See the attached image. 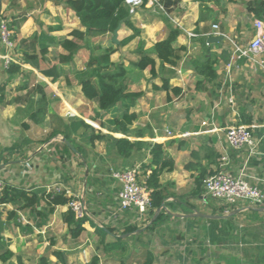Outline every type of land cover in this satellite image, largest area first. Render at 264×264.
I'll list each match as a JSON object with an SVG mask.
<instances>
[{"label":"crops","instance_id":"crops-1","mask_svg":"<svg viewBox=\"0 0 264 264\" xmlns=\"http://www.w3.org/2000/svg\"><path fill=\"white\" fill-rule=\"evenodd\" d=\"M261 2L253 12L244 0H206L203 5L180 0L166 14L149 1L137 8L131 20L140 33L111 56L124 64L126 93L134 98L129 113L135 118L124 132L111 122L121 107L102 110L71 78L72 71L85 68L88 47L80 48L72 63L61 64L56 81L42 72L65 53L51 44L41 54L42 37L85 30L66 0H2L0 22H7L14 39L7 46L0 35V178L6 186L38 192L39 203L37 210L21 208L19 200L0 204V255L14 252L0 264H41L44 255L55 262L57 253L67 264H89L94 257L96 264H264V206L249 201L228 205L207 197L204 188V179L228 155L229 171L264 190V72L245 58L234 65L231 42L238 35L251 40L254 19L264 21ZM163 17L181 30L174 45L185 48L179 50L177 66L160 67L153 52L168 35ZM215 23L230 39L209 40L219 36ZM52 26L59 28L48 29ZM132 33L122 24L119 43ZM112 38L113 33L100 40L109 45ZM143 52L156 59L157 76L134 65ZM208 55L215 59L213 80L195 69V62ZM76 119L90 127L70 130L67 139V124ZM234 123L250 127L259 142L257 153L229 147L226 129ZM53 131L58 134L49 137ZM118 139L129 142L125 154ZM153 144L162 145L163 160H173L159 176L167 197L153 212L123 210L122 185L113 173L139 166L146 182L159 166L153 162ZM57 188L86 204V220L76 237L77 226L64 219L68 204L49 212L44 195Z\"/></svg>","mask_w":264,"mask_h":264},{"label":"trees","instance_id":"trees-1","mask_svg":"<svg viewBox=\"0 0 264 264\" xmlns=\"http://www.w3.org/2000/svg\"><path fill=\"white\" fill-rule=\"evenodd\" d=\"M146 1L147 0H145V2ZM179 1L180 0H160L159 3H161L164 7L163 14L170 12L172 7L176 6ZM197 1H200L203 5L206 0ZM261 3L264 4V2ZM66 4L76 12L77 17L80 19L85 30L73 29L68 36H49L48 40H45V37H42L43 40L41 41L43 42L44 47L40 50L41 54H46L51 44L61 46L65 50V53L59 54L57 62L49 68L42 70V72L56 81L62 75L61 64L72 63L78 50L85 46L88 47L91 50V55L85 68L72 71L71 78L72 80H76L81 85L84 96L89 100H96L102 110L109 111L114 108L118 109V106H120L121 109L119 110H121L122 113L120 115L116 114L111 122L115 124L118 129L125 132L127 126L131 124L135 118L134 114L129 113L131 106L134 104V98H132V94L126 93L124 80L127 75V70L124 64L120 62H113L111 56L140 33V30L132 23L130 8L126 4L125 0H66ZM163 18L167 25L168 35L165 39L158 41L154 45L153 52L160 60V67H165L166 64H169L170 66H177L181 60L179 50H184L185 48H177L174 45L176 39L181 34V30L172 25L166 17ZM121 22L124 26L131 28L133 33L122 39L117 45L112 41H110L109 45H104L100 39L107 34H112ZM15 25L16 24H14L13 27L14 30ZM58 28V26H52L48 29L57 30ZM41 36L39 35V38ZM13 39L14 35L12 33L11 40ZM203 40L206 42L205 38ZM26 55L29 56L28 54ZM195 63V69L197 72L205 76L206 79L213 80L216 78L217 74L213 68L215 59H213L211 55H208L206 60L196 61ZM134 65L139 70L149 69L152 77L157 76V61L150 53L143 52L140 59ZM8 72L12 73L13 71L9 69ZM67 80H70L69 76L67 77ZM168 85L169 81L164 80L163 87L168 88ZM1 98L2 97H0V102ZM74 125H77V127ZM79 127L89 128L90 125L82 119H76L72 125L67 124L65 137L69 139L70 130L73 131ZM57 134L58 131H53L50 133L49 137ZM104 136L105 135L101 134L96 137L100 138ZM117 142L121 152L125 154V146L128 145L129 142L126 139H118ZM64 145L68 148L66 143ZM151 153L153 162L159 165L151 171L146 180V184L150 189L152 199L151 210L153 212L155 209L161 207L167 197V194L164 193L160 184L159 176L165 167L169 166V168H172L173 160H163L164 154L162 145L160 144H153ZM187 166L190 167L188 164ZM200 177L204 178L205 173H200ZM44 196L49 206V212H53L55 207L58 205L68 204L71 199V197H68L66 192L63 190L60 192L51 191L45 193ZM17 200L22 201L20 206L21 208H32L37 210L36 205L39 203V195L38 192L28 194L26 191L6 186L2 196L0 197V204L8 202L15 203ZM64 219L67 223H69V225L77 226V231L74 230L72 232L73 236L76 237L80 234L82 224L86 220V217L77 219L74 212L71 209H68V211L64 214ZM57 255L58 260L55 262H52L46 255L42 256L41 264H67L59 253H57ZM13 256L14 252L7 249L0 255V258L3 262H7L13 258ZM96 262L97 258L94 257L89 264H96ZM121 264L126 263L123 262ZM144 264H152V262L150 260H146Z\"/></svg>","mask_w":264,"mask_h":264},{"label":"built area","instance_id":"built-area-1","mask_svg":"<svg viewBox=\"0 0 264 264\" xmlns=\"http://www.w3.org/2000/svg\"><path fill=\"white\" fill-rule=\"evenodd\" d=\"M148 1L163 9L159 1L147 0L146 2ZM125 2L129 6L132 15L136 13L137 8L146 3L145 0H125ZM213 28L217 31L218 35H223V37L230 39L227 34L220 31L219 24H213ZM254 31L253 37L245 46H242L237 41H231L234 47L232 62L238 66V61L245 58L254 68H258L264 72V21L262 19H254ZM0 35L5 43L11 45V31L6 21H2L0 24ZM232 62L230 63V67L233 65ZM230 102L234 104L233 99ZM226 140L232 150L239 151L248 148L250 154L257 153L259 142L254 138L250 127L245 124L234 123L227 127ZM228 158V155L223 156L219 170L204 179L207 197L219 199L228 205H235L240 201H249L254 205L264 206V190L257 185L251 184L243 174L236 176L229 171ZM113 176L122 185L119 193L121 209L136 208L140 214H145L152 208L150 189L146 182L141 181L139 166L127 168L123 171H115ZM5 187V181L0 178V197ZM60 191L62 189L57 188L55 192ZM68 207L74 212L77 219L84 218L87 214L86 204L79 195L71 196Z\"/></svg>","mask_w":264,"mask_h":264},{"label":"rangeland","instance_id":"rangeland-1","mask_svg":"<svg viewBox=\"0 0 264 264\" xmlns=\"http://www.w3.org/2000/svg\"><path fill=\"white\" fill-rule=\"evenodd\" d=\"M241 2V1H240ZM238 2V3H240ZM244 6L245 8L250 11L253 12L254 10V5L258 4V0H244ZM251 18L253 20V16L251 15ZM2 22V21H1ZM0 22V24H1ZM248 23H251L250 20L247 21ZM3 40V39H2ZM237 42H241V44L246 45L249 41V38H245L244 35H238V37H236L235 39ZM4 41V40H3ZM5 43V42H4ZM7 46H12V41H11V45H8L7 43H5ZM72 75V74H71Z\"/></svg>","mask_w":264,"mask_h":264},{"label":"water","instance_id":"water-1","mask_svg":"<svg viewBox=\"0 0 264 264\" xmlns=\"http://www.w3.org/2000/svg\"><path fill=\"white\" fill-rule=\"evenodd\" d=\"M1 2H2V0H0V8H1ZM121 25H122V22L121 23H119V25L117 26V28L114 30V32H113V38H112V41L115 43V44H119V39H118V31H119V29L121 28ZM223 35H219V36H214V37H211V38H209V40L210 41H214V42H216V41H219V40H223ZM65 140V142H67L68 143V140L67 139H64Z\"/></svg>","mask_w":264,"mask_h":264}]
</instances>
